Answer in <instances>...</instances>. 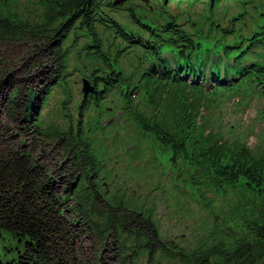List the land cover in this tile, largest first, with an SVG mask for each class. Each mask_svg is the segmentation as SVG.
Segmentation results:
<instances>
[{"label":"trees","instance_id":"16d2710c","mask_svg":"<svg viewBox=\"0 0 264 264\" xmlns=\"http://www.w3.org/2000/svg\"><path fill=\"white\" fill-rule=\"evenodd\" d=\"M23 1L39 12L26 14ZM145 1L0 0V235L24 245L8 264H264V134L248 149L252 130L237 125L232 139L233 127L225 134L216 117L204 135L208 122L196 124L202 90L157 76L169 73L165 53L179 60L212 55L215 74L240 80L209 98L242 92L264 102V0ZM227 1L241 7L221 25L215 12ZM171 2H197L203 13L174 15ZM248 6L250 29L241 22ZM125 52L136 62L132 73ZM81 76L94 92L72 104ZM112 92L121 101L108 94V103L104 94ZM57 93L63 98L50 106ZM113 101L151 142L153 159L181 163L207 203L189 239L165 242L148 198L153 186L134 195L118 189L124 174L112 155L120 139L106 145L117 126L100 125L114 113ZM202 184L212 187V199L200 195Z\"/></svg>","mask_w":264,"mask_h":264},{"label":"rangeland","instance_id":"374dc122","mask_svg":"<svg viewBox=\"0 0 264 264\" xmlns=\"http://www.w3.org/2000/svg\"><path fill=\"white\" fill-rule=\"evenodd\" d=\"M21 5H26V8L22 10L26 11V14H35L39 11L38 8H36L31 3H25L23 1L21 2ZM173 7L174 6H172V8ZM226 9L229 10L228 16H230L234 12L233 4L229 3L228 5H222L219 8L218 12L222 14ZM4 51L0 50V52L2 53ZM72 79H74V76L72 77ZM76 81H80V79L77 78ZM80 88L81 83L79 82L74 85L73 92H80ZM62 98L63 94H55V97L52 99L50 106L54 105ZM80 98V96L75 95V100L72 101V104L76 101H79ZM234 106V102H229L225 105L223 109L224 124L229 125L237 122H244L246 124V122H249L255 118L258 107L255 100H252L249 107H242L239 110ZM255 127L264 130V122H257L255 124ZM253 141L254 137H251L249 142L247 143V146L251 147L252 144H254ZM133 145H137L141 149V156L138 160V163H133L137 164L136 166H133L132 163H129L127 161V156L129 154L127 152V149ZM118 152L122 155L119 171L127 176L130 180H133L140 171H144L152 175L150 180L145 181H142L140 177H136L133 181L132 186H136L140 189V191H142V187L144 184L150 185V183L156 179V175L152 170V166L147 165L150 156L147 144L139 141L136 135L131 130H127L120 134V145ZM43 156V160L45 161V163L48 164L51 169H54L55 167L53 166V164L55 163V159L53 160L52 155L44 154ZM158 158L162 164V172L167 171L168 167L166 165L164 157L158 156ZM171 177L172 174H170L168 178H165L164 176L161 177V186L165 179V185H168L166 187L167 189L164 192V195L162 197H156V208L158 216L160 217V228L167 238H173L175 235L185 234L187 230L196 227L197 224L204 219L203 213L199 211L197 202L192 199L187 191H181L182 189L180 187H174L175 183L173 180H171ZM206 223H208L207 219ZM23 247L24 245L19 243V241L16 238L12 237L9 233H2L0 235V263L8 264L15 260L18 252L22 251ZM141 264H144V259L141 260Z\"/></svg>","mask_w":264,"mask_h":264},{"label":"water","instance_id":"95a60500","mask_svg":"<svg viewBox=\"0 0 264 264\" xmlns=\"http://www.w3.org/2000/svg\"><path fill=\"white\" fill-rule=\"evenodd\" d=\"M85 86H86V87H85ZM88 91H89L88 86H87V85H84V86H83V92H84V94H86Z\"/></svg>","mask_w":264,"mask_h":264}]
</instances>
